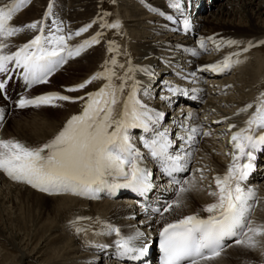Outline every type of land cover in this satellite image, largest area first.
I'll return each mask as SVG.
<instances>
[{"label": "bare ground", "instance_id": "obj_1", "mask_svg": "<svg viewBox=\"0 0 264 264\" xmlns=\"http://www.w3.org/2000/svg\"><path fill=\"white\" fill-rule=\"evenodd\" d=\"M53 1L29 0L24 5V19L20 22L18 19H13L10 23L14 26H23L33 21L43 20L45 11L49 9L48 6ZM137 1L138 4L135 1H132V3L131 1L129 3L123 2L125 5L119 1L115 2L117 11L114 21H118L121 24L120 26L124 29L125 35L121 51H109L110 40H108L107 44H103L101 41L98 44H93L88 51L85 50L86 52L81 53L80 58L84 60L83 62L77 63L79 60L74 61L70 58L66 64L58 68L49 77L50 82L56 78L58 79L68 66L73 71V73H69L70 75L68 74V77L63 76V84L61 86L48 87V92H66L71 82L75 84V82L81 80L80 83H82L97 71H102L105 61H110L116 54L122 55V62L119 65H124L123 68L115 66L117 76L124 75L129 61L132 66L138 69H148L154 75L150 76L147 72L139 70L131 74L143 86L138 91L137 96L149 108L164 112V118L160 121L159 130L168 129L169 138L174 141L173 148H176V151L181 150L180 145L183 142L179 140V137L185 135L189 127L198 126L201 133H209L207 136L198 134L196 142L189 149L193 155L188 165L189 173L184 176L183 180L195 177L197 186L184 195V203L181 208L173 209L171 212L165 213L163 217L159 214H149L144 210L145 208H135L129 205L124 200V196L127 194L124 189H118L115 194L103 191L99 193L98 198L91 199L83 196L72 198L62 193L47 195L49 194L48 192L41 190L40 193H31L26 188H15L13 186V190L8 191L7 195L4 197L0 196V201L2 203L4 201L13 203L16 208L18 206L32 207L31 210L35 213L34 217L36 218L34 232L37 231L36 240L38 239L39 242L36 248L28 252L23 246L25 243L22 244L24 239L21 232H17L16 229V233L8 236L7 234L11 230L8 232L0 226V239L4 240L9 248L19 251L20 264H28L30 262H35L36 264H153L148 257L139 261L119 257L116 254L114 245L115 234L97 235V233L103 231L105 223H110L119 227L121 234L125 236L135 235L137 231L143 232L145 234L144 237L134 243L139 247L145 244L151 245L152 236L160 230L164 223L194 212H198L202 216L206 215L202 209L204 205L214 199L208 195L207 186L213 184L212 177L214 175H222L227 170L228 164L231 163V153L233 151L230 143L231 133L245 126V121L253 109L238 115L236 113L240 108L254 101V99L249 97L250 95L248 96L250 92L249 80L256 74L257 68L246 64L239 66L236 69L238 71L237 74H239L236 78L232 74L227 75L229 70L224 73H214L211 71H199V69L203 65L215 63L222 60L225 56L240 52L245 48V45L244 47L243 45L240 46V43L245 42L247 44L250 41L256 43L260 39L264 40V0H226V2L221 0L222 2L220 1V3L223 4L218 7V10L210 11L211 15L207 17V20L201 22L195 21V13L204 8L208 0H189L188 2L187 0H180L181 11H185L184 14L186 16L188 14L187 18L191 23V28L187 32L183 30V20H180L176 15H172L175 22L167 19V16L171 15L168 12L169 10L167 11V7L159 6L161 4L150 2L149 0ZM157 1L159 2V0ZM57 2L60 4L62 1L57 0ZM65 3H67L68 7L67 27L64 29L65 35L74 33L88 23H92L93 21L90 20L93 18L95 21L87 32L81 33L80 36L73 35L69 43L75 46L95 36V30L101 27L104 22V14L99 12V6L104 5L103 0H68L67 2L63 0L62 4L55 5L56 9L57 7L58 9L64 8ZM119 4L120 6L123 4L124 7L120 8ZM188 5H190L189 11L187 10ZM168 7L170 8V6ZM152 8L159 11H152ZM54 20L63 24V21L56 18V16L52 17V21ZM69 27L70 29H68ZM45 28L47 33L49 28L54 30V25L53 23L52 25L47 24ZM36 34L35 30H25L11 37L5 41L9 45L6 51H15ZM208 37H213L217 41L236 40L240 43L234 45L225 44L217 50L212 41H207L208 50H200L199 41L202 38L207 40ZM75 38L76 40L74 41ZM189 49H196L200 54L193 56L191 51H188ZM258 57L260 58V56ZM240 60L242 61V59ZM259 60L257 62L259 65L257 66H260ZM21 72V69H16L11 74L12 79L17 78V82L19 81L20 83L13 84L14 86L10 85V96L24 85V80L22 75H20ZM79 72H84L82 73L85 76L84 79ZM193 72L196 73L195 76L191 75ZM0 77L5 79L6 75L0 74ZM197 77L200 79H197ZM114 82L117 85L120 83L116 78H114ZM104 83H106L105 80H96L89 84L86 89L68 93V95L74 97L84 96L87 92L98 90ZM131 83L132 81H128L129 87ZM160 86H163L166 90L158 91V89H161ZM169 86L186 90L187 95L195 97L194 105L187 110L184 106L180 107V104L176 101L172 102L173 93L169 91ZM129 87L125 88L124 93L120 96V102L115 106V115L117 117L122 111L123 101L128 95ZM144 89H147V92ZM231 91L235 95L233 93L229 95ZM169 93H171V98L168 96ZM164 94H167V96H164ZM1 101L2 99H0V108H3L5 118L10 107L7 102L2 101V103ZM61 105L62 108H56L54 111L37 109L38 112H35L36 118L32 120H13V125L11 126L9 123L0 124V138L8 139L15 136L17 140L23 141L30 146H38L45 143L55 135L54 133L58 130L60 122H65L70 116L78 114L82 110L83 102H62ZM226 117L228 119H224ZM218 121L219 123H217ZM229 124H235L236 128L229 130ZM129 135L132 138V142L142 152L147 151L143 148L140 137L144 136L147 138L149 134L144 133L142 129H130ZM254 155L253 164H256L257 168L261 167V170H264V150H258L254 152ZM151 161L152 158H145L143 166L150 169ZM197 169L204 170L205 180L200 181L201 173L197 172ZM3 175L0 172V180L4 178ZM260 175L259 171H254L250 179L245 181L244 184L246 187L257 190L261 202L256 207L253 217L257 222H264V180L259 183V180L264 177V171ZM2 184H4V181ZM3 187L5 186L0 184V191H4ZM177 187L163 192L165 202L170 203L176 199ZM15 190H19V194H21L19 197L20 203L17 202V195L15 196L16 199L13 196ZM73 201L75 202L74 204L72 203ZM66 209L73 210L74 213L69 219L63 214ZM17 215L18 218H21L19 212ZM77 217H89L91 219L79 220L80 222L74 225L72 222L77 220ZM77 226L88 228L89 232L85 233L86 235L83 234L82 237L76 231ZM71 227L75 232H73L74 234L72 233L73 235L68 236L67 229L70 228L71 231ZM89 241L93 243L90 244ZM95 244H108L110 247L98 249L94 246ZM223 254H227V257H222L221 255L211 264H261V261L264 260L260 250L249 251L234 246L233 242L225 246Z\"/></svg>", "mask_w": 264, "mask_h": 264}, {"label": "snow or ice", "instance_id": "obj_2", "mask_svg": "<svg viewBox=\"0 0 264 264\" xmlns=\"http://www.w3.org/2000/svg\"><path fill=\"white\" fill-rule=\"evenodd\" d=\"M29 0H5L0 3V74L6 78L0 80V94L7 98L4 91L11 73L21 69L22 78L26 87L36 84H46L49 77L70 58L80 56L87 48L100 42L102 33L84 40L73 46L69 43L72 36H80L92 27V23L81 27L74 33L64 34L62 22L53 21L54 30L46 28L43 20L33 21L23 26H14L10 22L20 9ZM52 4L45 17L51 15ZM171 8L181 12L180 0H171ZM152 11H159L152 8ZM173 20L172 15L167 16ZM175 22V21H174ZM183 30L189 31L190 20L185 17L182 21ZM119 22L112 24L102 23L101 27L119 28ZM35 30L36 35L15 51H6L9 45L5 41L24 32ZM207 41H212L218 50L223 45L239 44L236 40L217 41L213 37L199 41L200 50L207 51ZM259 43L264 44V41ZM109 51H117L114 42H109ZM252 42L248 47H252ZM244 48L243 51H247ZM193 56L200 53L196 49H189ZM240 53L235 52L225 56L215 63L203 65L199 71L224 73L234 65L241 63ZM117 60L112 57L105 61L102 71H97L82 83L70 86L67 92H78L96 80H105L101 87L94 92H87L84 96L64 95L60 92H46L34 97L21 96L15 103L18 108L62 106L58 102L82 101L83 107L78 114L67 119L64 126L51 139L38 146L27 145L14 138H0V172L12 180L24 182L44 192L72 193L91 199L98 198L99 193L107 191L115 194L118 189H129L141 197L146 196L154 188L153 173L143 166L145 158H152L162 168L164 174L172 178L176 188V199L161 208L152 211L161 217L173 209H179L184 203V195L197 186L195 177L191 179H177L176 173L188 171L192 151L190 147L196 142L201 133L198 126L189 127L185 135L180 136V151L173 152L174 141L169 138L167 128L159 130L160 121L164 113L158 112L144 104L137 96L143 88L132 73L136 71L154 73L145 68H137L128 63L124 75L117 76L115 66ZM123 68L124 65H119ZM195 76L196 73L191 74ZM114 78L120 83L117 85ZM187 78V77H185ZM128 81H132L130 87ZM129 87L128 95L123 101V108L119 116L115 115V106L120 102V96L125 88ZM147 92V89H144ZM172 93L187 91L179 87L169 86ZM253 109L245 126L232 131L230 143L232 145V160L227 170L221 175L212 177L214 184H209L208 195L213 201L204 205L202 211L206 215L194 212L182 215L179 218L164 223L159 230V249L162 253L161 264H211L224 252L225 240L232 239L234 246L249 250H260L264 257V222H257L253 213L260 204L261 198L257 190L246 187L244 182L252 173L255 159L254 152L264 150V91L260 92L255 101L240 108L239 113ZM191 115V114H189ZM224 119H228L227 117ZM4 120V110L0 108V124ZM219 123V121L217 122ZM236 128L229 124L228 129ZM130 129H142L149 134L146 138L140 137L142 152L129 135ZM246 161V162H242ZM200 172V181L206 179L203 169ZM144 208V205L141 204ZM147 211V209H144ZM91 219L77 217V220ZM74 225L76 221L72 222ZM77 233L86 232L83 227H76ZM115 234L114 241L116 254L121 258L137 260L148 252V245L138 247L134 242L144 237L143 232L135 235H122L121 229L110 223H105L103 231L97 235ZM92 244V241H89ZM98 249H107L108 244H95ZM264 264V260L261 261Z\"/></svg>", "mask_w": 264, "mask_h": 264}, {"label": "rangeland", "instance_id": "obj_3", "mask_svg": "<svg viewBox=\"0 0 264 264\" xmlns=\"http://www.w3.org/2000/svg\"><path fill=\"white\" fill-rule=\"evenodd\" d=\"M61 1L62 2H60V4L63 3V0H61ZM64 1L67 2L68 0H64ZM117 1L122 2V3L123 2L124 3L125 2L126 3L127 2L129 3V1H131V3H132V1L133 2L135 1L138 4V1L137 0H103L104 5L99 6V10H100L99 12L104 14L103 15V20H104L103 23L106 22L108 24H112V23L117 22V21H114L115 13L117 11L116 10V6H115V2H117ZM149 1L150 2H154V3H157V4H161L159 6H164L165 8L167 7L166 9H167V11L169 10L168 11L169 14L176 15L180 20H183L185 18V16H186L184 14L185 11L182 10L183 15H181V12H178L174 8L171 9V7L170 8L168 7L170 5L171 0H162V1L159 0V2L157 0H149ZM220 1L221 0H208L206 6L204 8H202V9H200L199 12H196L195 13V19H196L195 21H198V22L206 21L207 20V17H209V15H211V12L214 11V10L215 11L218 10V7L223 4V3H220ZM222 1L223 2H226V0H222ZM3 2H5V0H0V3H3ZM58 4L59 3L57 2V0H54L53 1V3H52L53 6H52V9H51V15H49L48 17H45V16L43 17L44 25H47V24H51L52 25V23H53L52 17L56 16V18H59V19H61L63 21L62 27L65 29L67 27V25H66V23H67V21H66L67 20V13H68V7L66 5L67 3L64 4V8L61 7V8L58 9V7H57V9H56L55 5H58ZM123 4H122V6H120V4H119V7L120 8H123L124 5H125V4L124 5ZM139 5H141V4H139ZM24 8H25V6L22 7L20 9V11L15 14V16L13 17V19H18L19 22L22 21V19H24V13H23L24 12V10H23ZM187 10L189 11V6H187ZM47 11H49V9H47L45 12H47ZM173 11H174V13H173ZM186 17H188V14H187ZM90 21H94V18L92 20H90ZM119 25H121V24L119 23ZM68 29H70V27ZM245 30H247V28H245ZM97 32L102 33V36L100 37V41L103 44H107L108 43V40H110L111 42H114L115 45L117 46L118 50L121 51L123 39H124V36H125L124 35V29L121 26H119V28H109V27H103L102 28V27H99L98 29L95 30V33H97ZM75 40H76V38L74 39V41ZM11 41H13V39H11ZM260 41H264V40L263 39H260ZM260 41H258L256 43H252V45L254 44L253 47H248V43L245 44V42L244 43H240L239 44L240 46L243 45V47H244V45H245V48H248V50L246 52L243 51V50H241L239 52L241 54L239 56L244 57V58L239 57V60L242 59L243 62L240 60L242 62V63H239L240 65L239 64H236L237 66L234 65L229 70L230 72L229 71L227 72L228 73L227 75H231L232 74L233 77L235 76L234 78H236L239 75V74H237L238 71L236 70L237 67H239V66H244L246 64L248 66H254V67L257 68V72L255 71L256 74H257V77H256V74H255L252 77V79L249 80L251 86L249 85L250 92L248 93V96L250 95L249 97H251L252 99H254V101L258 97L259 93L262 92V91H264V44L259 43ZM91 47L87 48L86 51H88V49H90ZM257 54H259V55H257ZM121 56L119 54H116L115 55V58H116V60L118 62L116 66H119V64L122 62ZM258 56H260V58ZM80 57L81 56H76V57L71 58V60H74V61H76V60L78 61L79 60L80 62L78 61L77 63H81L84 60L81 59ZM258 60L260 62V66H257V65H259V64H257ZM70 72L73 73V71H71V69L68 66L66 69H64V71L62 72V76L61 77H58V79L56 78L54 81H52V82L49 81L46 84H36V85H33L30 88L26 87V84L23 81V84L24 85H22V87H20V89H17L16 93H14L12 96H10V94H11V87H10V85H13V84H16V83H20V82L19 81L17 82V78H14V79L9 80V82H8V84L6 86V89L4 90L7 93V98H5V96L3 94H0V99H2V101H4V102H7L9 104V107H10L7 115L5 116V118H4L3 122H2V125L3 124H6V123H9V125L11 126V125H13V120H18V119H21V120L22 119H31V120L32 119H35L36 118L35 112L37 113L38 112L37 109H40V108L42 110H45V111H52V110L54 111V109L59 108V107H53V106H42V107H39V108H37V107H31L30 106V107L21 109V108H18L16 106V103H14V102H16L21 96H27V97L31 98V97H34V96H37V95H41L43 93L48 92V87L61 86V84H63V81H62L63 76L64 77H68L70 75L69 74ZM76 73L78 74V72H76ZM82 73H84V72H81V73L79 72V74H81L82 77H83V79H84L85 76H83ZM11 74H13V73H11ZM87 74H88V72H87ZM5 75L6 74H3V76H5ZM0 79L2 80L3 78L0 77ZM197 79H200V78L197 77ZM80 81L81 80L75 82V84H73L74 82H71L70 84H72V85L69 84V87L70 86H74L76 84H79ZM11 82H13V83H11ZM58 83H60V84L57 85ZM252 90H254V91H252ZM58 92H60L61 94H64V95H68V93H69L67 91L66 92H64V91H58ZM231 93H233V95H235V93L233 91H231L229 93V95ZM246 95H247V93H246ZM58 103L61 104L62 102H58ZM60 107L62 108V106H60ZM66 121L67 120H65V122ZM65 122H60L58 130L54 134H56L58 131L61 130V128L64 126ZM10 137H12V136H10ZM13 138L16 139L15 136H13ZM21 142H23V141H21ZM3 176H4V178L2 180H0V184L5 186V187H3L4 191L3 190L0 191L1 192L0 193V196H2V197H4L5 195H7L8 194V191L10 192L11 190H13V186L15 188H17V187L18 188L21 187L23 189L26 188V190H28L31 193H36V192L40 193V190L39 189L33 188L31 185H28L27 183L12 180L6 174H4ZM263 180H264V177H263V179L259 180V183H262ZM1 181H2V183L4 181V184H2ZM8 185L9 186L11 185V186L9 187ZM20 185H22V186H20ZM19 193H20L19 190H15L14 193H13L14 198L17 195L16 198H17L18 201L17 200L16 201L18 203H20L19 197L21 195ZM61 193L63 195H65V196L67 194V196H69V197L78 198V195H75V194H72V193H64V192H61ZM61 193H56V194H61ZM47 195H54V193H49ZM13 196H11V197H13ZM4 202H6V201H4ZM4 202L2 203L0 201V226L2 228H5L6 231H8V232L11 230L7 234L8 236H12L13 233H16V229H17V232H21V234L23 236L24 241L22 242V244L25 243L23 245L24 248H26L28 252L31 251V250H33V248H36L37 247L36 245L39 242H38V239L36 240L37 231L34 232L35 231V224H36L35 221H36V218L34 217L35 213H33L32 210H31L32 207H29L30 209L28 207H26V206H18V208H16V207L13 206V203H8V202L4 203ZM72 203L74 204L75 202L73 201ZM68 204H70V203H68ZM18 212L21 214V218H18V215H17ZM63 214H65V217H67V219L71 218V216L74 215L73 210H70V209H66ZM17 218H18V220H17ZM75 221H77L76 222L77 224L80 222L79 220H75ZM77 224H75V225H77ZM68 229H67L68 236H70L73 232H75L72 227H71V231H70V228H68ZM85 229H87L86 232H81V233H78V234L83 237V234H85V233L87 234V232H89V229L88 228H85ZM26 233H27V235H26ZM18 242H20V241H18ZM19 256H20L19 251H17L16 249L9 248L7 246V244H6V242L4 240H1L0 239V264H20ZM222 257H227V254H222ZM213 262H211V263H213ZM28 264H36V263L35 262H30Z\"/></svg>", "mask_w": 264, "mask_h": 264}]
</instances>
